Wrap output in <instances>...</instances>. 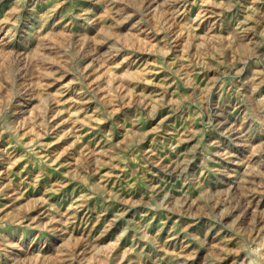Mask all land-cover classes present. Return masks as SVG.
<instances>
[{
    "label": "rangeland",
    "instance_id": "1",
    "mask_svg": "<svg viewBox=\"0 0 264 264\" xmlns=\"http://www.w3.org/2000/svg\"><path fill=\"white\" fill-rule=\"evenodd\" d=\"M263 171L264 0H0V264H264Z\"/></svg>",
    "mask_w": 264,
    "mask_h": 264
},
{
    "label": "bare ground",
    "instance_id": "2",
    "mask_svg": "<svg viewBox=\"0 0 264 264\" xmlns=\"http://www.w3.org/2000/svg\"><path fill=\"white\" fill-rule=\"evenodd\" d=\"M235 31H237V30L235 29ZM238 31H239V30H238ZM78 95H79V94H78ZM190 155H191V154H189L188 156H190ZM183 156H184V155H183ZM191 158H193V157H191ZM191 158H190V159H191ZM184 159H185V158H184ZM190 161H191V160H190ZM189 163H190V162H189ZM183 164H184V163H183ZM171 165H172V164H171ZM179 166H180V165H179ZM169 167H170V166H169ZM182 167H183V166H182ZM180 169H182V168H180ZM246 170H247V169H246ZM251 170H252V169H251ZM257 170H258V169H257ZM173 171H174V170H173ZM179 172H180V171H179ZM183 172H184V171H183ZM247 172H248V171H247ZM250 172H251V171H250ZM263 172H264V171H263ZM258 173H259V172H258ZM243 175H244V174H243ZM243 175H242V176H243ZM260 175H261V174H260ZM249 176H250V175H249ZM254 176H255V175H254ZM258 176H259V175H258ZM242 178H243V177H242ZM238 179H239V178H238ZM262 179H264V178H262ZM251 181H253V180H251ZM241 182H242V181H241ZM257 182H258V181H257ZM237 183H238V182H237ZM260 183H261V182H260ZM249 184H250V183H249ZM249 184H248V185H249ZM244 185H246V184H244ZM259 185H261V184H259ZM259 185H258V186H259ZM262 185H263V184H262ZM262 185H261V186H262ZM256 186H257V185H256ZM239 187H240V186H239ZM233 188H234V187H233ZM259 188H260V187H259ZM159 189H161V188H159ZM234 189H235V188H234ZM242 189H243V188H242ZM252 190H253V187H252ZM259 190H260V189H259ZM259 190H257V191H259ZM257 191H256V192H257ZM263 191H264V190H263ZM246 193H247V192H246ZM246 193H245V194H246ZM244 198H245V197H244ZM248 205H249V204H248ZM253 207H254V206H253ZM250 209H251V208H250ZM250 209H249V210H250ZM255 210H256V209H255ZM259 210H260V209H259ZM103 211H104V210H103ZM252 211H253V210H250L249 212H252ZM260 211H261V210H260ZM260 211H259V212H260ZM255 213H256V211H255ZM103 215H104V214H103ZM260 216H261V215H260ZM253 217H254V216H253ZM257 217H258V216H257ZM113 218H114V217H113ZM118 218H119V217H118ZM253 219H254V218H253ZM258 220H259V219H258ZM260 221H261V220H260ZM111 223H112V222H111ZM113 225H114V224H113ZM113 225H112V226H113ZM109 227H110V226H108V228H109ZM257 228H258V227H257ZM104 229H105V228H104ZM104 229H103V230H104ZM109 229H110V228H109ZM109 229H108V230H109ZM105 231H106V230H105ZM101 234L103 235V233H101ZM218 238H219V237H218ZM87 240H88V239H87ZM186 241H187V240H186ZM87 242H88V241H87ZM192 242H193V241H192ZM188 243H189V241H188ZM214 243H215V241H214ZM96 244H97V243H96ZM96 244H94V245H96ZM215 245H216V244H215ZM89 246H90V245H89ZM97 246H98V245H97ZM87 247H88V246H87ZM92 247H93V246H92ZM188 248H189V247H188ZM215 249H216V248H215ZM219 249H220V248H219ZM215 252H216V251H215ZM186 253H187V252H186ZM241 253H242V252H241ZM185 255H186V254H185ZM185 255H184V256H185ZM173 256H174V255H173ZM181 256H182V254H181ZM171 258H172V257H171ZM179 258H180V257H179ZM211 261H212V260H211ZM212 262H213V261H212ZM219 262H220V261H219ZM175 263H177V262H175Z\"/></svg>",
    "mask_w": 264,
    "mask_h": 264
}]
</instances>
